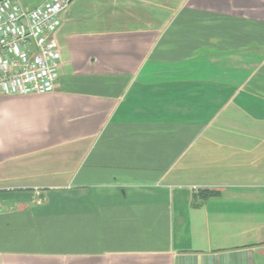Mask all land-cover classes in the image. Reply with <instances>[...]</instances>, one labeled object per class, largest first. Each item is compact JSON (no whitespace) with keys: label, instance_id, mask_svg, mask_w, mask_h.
Returning <instances> with one entry per match:
<instances>
[{"label":"crops","instance_id":"crops-1","mask_svg":"<svg viewBox=\"0 0 264 264\" xmlns=\"http://www.w3.org/2000/svg\"><path fill=\"white\" fill-rule=\"evenodd\" d=\"M55 40V91L0 95V264H264V0H73Z\"/></svg>","mask_w":264,"mask_h":264},{"label":"built area","instance_id":"built-area-1","mask_svg":"<svg viewBox=\"0 0 264 264\" xmlns=\"http://www.w3.org/2000/svg\"><path fill=\"white\" fill-rule=\"evenodd\" d=\"M72 2L47 0L26 10L18 0H0V95L55 91L61 65L55 36Z\"/></svg>","mask_w":264,"mask_h":264}]
</instances>
